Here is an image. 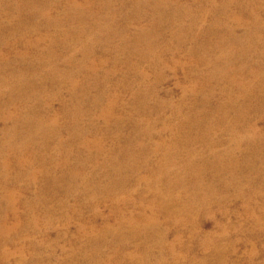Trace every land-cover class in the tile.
<instances>
[{
    "label": "bare ground",
    "instance_id": "bare-ground-1",
    "mask_svg": "<svg viewBox=\"0 0 264 264\" xmlns=\"http://www.w3.org/2000/svg\"><path fill=\"white\" fill-rule=\"evenodd\" d=\"M236 199L261 228L264 0H0V264H221Z\"/></svg>",
    "mask_w": 264,
    "mask_h": 264
},
{
    "label": "rangeland",
    "instance_id": "rangeland-1",
    "mask_svg": "<svg viewBox=\"0 0 264 264\" xmlns=\"http://www.w3.org/2000/svg\"><path fill=\"white\" fill-rule=\"evenodd\" d=\"M8 1H12V2H18L19 0H8ZM142 67V66H141ZM142 69V68H141ZM166 69V68H164ZM161 70V69H160ZM159 70V71H160ZM165 80L162 82L161 86L159 85V89L161 91V95L165 96V92L166 91H173V95H169L168 98L170 100L176 101L179 98L180 95V90H179V86L178 84L182 83V74L177 73L174 74L172 71L167 69L165 70ZM116 73V72H115ZM148 74L150 80L154 79V71L153 70H148ZM116 76V74H114ZM63 96L65 98H68V94L66 93V91H64ZM128 98L129 95L127 94ZM126 96V98H127ZM246 187H249L247 184H244ZM260 202L254 200V208H256V212H255V216L261 214L262 217V226L261 228H257L255 227V225L253 224V219L252 217H248L245 216L243 214L242 210V206H243V202L240 201L239 199L233 200L232 202H230V204H228V218L229 220H231L230 222L235 226L234 229H230L229 233H228V238L227 240L223 241L222 243L224 245H226V247H232L234 252L233 253H229V254H225L224 255V261L221 264H246V258H247V253H250V249H252V247H254L256 249V256L254 258V261L256 262V264H264V212L262 211H258L257 208H260L262 206V199L259 200ZM231 205V206H230ZM260 212V213H259ZM242 213V214H241ZM233 214V215H232ZM57 216V214L55 215ZM204 233H212L216 231V227H215V221L213 219H209L208 217L205 218L204 220ZM76 223H72L71 224V230L74 231V229L76 228ZM240 226V227H238ZM242 226V227H241ZM240 228V229H239ZM242 229V230H241ZM255 231L256 235H254L255 237H248L247 233L251 232V231ZM188 238L187 234H184L182 239L183 241H186ZM252 239V240H250ZM39 240V238H38ZM197 240L193 241L191 244L192 245H197ZM60 246H64V247H68L66 243H64L63 241L60 242ZM22 242L18 241L17 243L15 241L12 242L11 245V249H14L15 247L18 248L20 246H22ZM197 258H199L198 260H200L201 255V251L197 250ZM62 252L60 250H56L55 254H54V258L57 260H62ZM182 255V254H181ZM184 257L187 259L188 264H192V255L190 254H183ZM26 257L29 259L31 257V253H27ZM212 259H219V257H212ZM168 262H171V259H168ZM45 263H47L45 261ZM53 264V262H51ZM9 264H15V259H12L11 261H9ZM25 264H31V261H28ZM49 264V263H47ZM186 264V263H185ZM217 264V263H216Z\"/></svg>",
    "mask_w": 264,
    "mask_h": 264
}]
</instances>
